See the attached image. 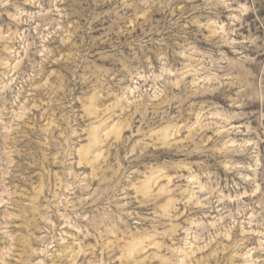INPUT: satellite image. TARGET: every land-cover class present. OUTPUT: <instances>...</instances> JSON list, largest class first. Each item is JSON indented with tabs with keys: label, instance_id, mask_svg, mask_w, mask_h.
Segmentation results:
<instances>
[{
	"label": "rangeland",
	"instance_id": "rangeland-1",
	"mask_svg": "<svg viewBox=\"0 0 264 264\" xmlns=\"http://www.w3.org/2000/svg\"><path fill=\"white\" fill-rule=\"evenodd\" d=\"M0 264H264V0H0Z\"/></svg>",
	"mask_w": 264,
	"mask_h": 264
}]
</instances>
